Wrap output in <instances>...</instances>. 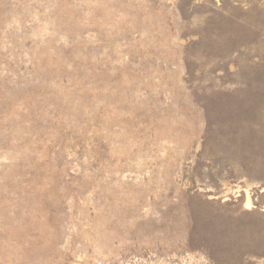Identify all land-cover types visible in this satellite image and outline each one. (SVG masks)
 Segmentation results:
<instances>
[{
    "label": "rangeland",
    "instance_id": "1",
    "mask_svg": "<svg viewBox=\"0 0 264 264\" xmlns=\"http://www.w3.org/2000/svg\"><path fill=\"white\" fill-rule=\"evenodd\" d=\"M0 264H264V0H0Z\"/></svg>",
    "mask_w": 264,
    "mask_h": 264
}]
</instances>
